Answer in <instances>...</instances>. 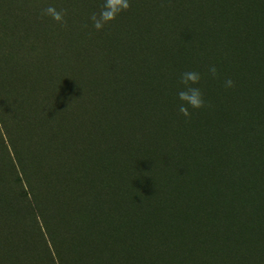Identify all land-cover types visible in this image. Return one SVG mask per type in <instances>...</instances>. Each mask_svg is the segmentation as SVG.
<instances>
[{"label": "rangeland", "instance_id": "374dc122", "mask_svg": "<svg viewBox=\"0 0 264 264\" xmlns=\"http://www.w3.org/2000/svg\"><path fill=\"white\" fill-rule=\"evenodd\" d=\"M65 2L0 0V155L6 138L17 139L24 159H32L27 162L29 171L37 169L50 186L56 174L64 179L69 178L65 171L71 176L82 175L79 190L91 203L81 200L77 207H71L65 229L74 235L70 223L75 210L84 216L83 233L93 235L95 243L100 244L103 226L89 231L88 219L94 216L84 212L104 207L107 191L87 187L99 182L101 168L111 173L115 161L106 147L126 150L124 145L115 144L118 136H133L138 146L145 143L150 147L137 155L138 163L146 168L144 178L152 186V198L146 204H156L161 193L168 199H192L196 187L176 176L177 162L183 157L185 163L200 167L193 140H209L215 135L210 129H202L203 115L233 105L239 119L238 115L247 110L264 106V0H130L129 9L100 32L92 28L90 16L99 15L103 0H85L82 8L79 0ZM55 4L67 15L65 35L53 41L52 21L40 13ZM72 9L76 11L68 13ZM86 26L94 32H85ZM213 65L217 68L215 79L207 74ZM186 70L201 73L199 87L206 102V107L188 119L177 114L175 101L178 75ZM227 78L233 81L230 89L223 87ZM250 139L251 134L246 147ZM171 144L177 146L175 151ZM240 162L248 180L263 176L260 172L264 166L257 168L255 162L249 167L243 156ZM166 167L171 171L167 186L155 177ZM92 193L97 195L94 201ZM139 212L142 210H136L133 219L141 223ZM260 214L256 213L253 228L247 226V231L235 236L236 249L249 248L253 229L264 238ZM19 216L17 221L0 216V228L13 227L14 232L11 241L0 234V264H34L28 261L33 258L35 264H48L44 250L31 242H36L33 233L26 228L27 235L21 232L28 224L27 215ZM201 226L191 212L177 219L174 231H168L176 234L174 238L180 244L188 245L181 244L168 256L158 255L159 241L155 235L144 238L143 228L139 232L137 228L131 233L117 232L120 252H112L107 264H117L123 258L129 264H184L185 259L195 260L201 232L206 240L213 233ZM222 232L217 233L221 246ZM71 236H65L62 250L70 264H80L78 257L85 251L83 247L78 249L82 242L77 246ZM227 253L221 250L217 256H208L205 252L198 264H222L214 259L223 260Z\"/></svg>", "mask_w": 264, "mask_h": 264}, {"label": "trees", "instance_id": "16d2710c", "mask_svg": "<svg viewBox=\"0 0 264 264\" xmlns=\"http://www.w3.org/2000/svg\"><path fill=\"white\" fill-rule=\"evenodd\" d=\"M53 1L60 4L68 0ZM79 2L82 8L85 0H79ZM57 4L54 6L56 7ZM75 8L78 10L79 6ZM75 11L72 9L68 13ZM65 30L64 27L52 22L53 41H56L57 37H63ZM89 31L94 32L86 26L85 32L89 34ZM60 54L64 55L61 49ZM231 95L234 98L237 97L234 94ZM232 109L233 105L230 108L226 105L224 110L218 108L215 112L203 115L202 129H210L215 135L209 140L199 138L193 140L192 147L200 167H195L192 162L185 163L183 157H180L177 162L179 170L176 176L187 180L192 188L196 187V193L192 199H168L164 193H161L156 199V204L153 206L152 202L151 205L146 204L149 197L152 198V186H150V180L144 178L146 168H142L143 166L138 163L137 155L142 153V149H150V147L145 143L138 146L135 137L126 139L119 133L121 136H118L115 144L124 145L126 150L118 152L112 146L106 147V151L115 161L114 165H111V173L108 169L101 168L99 182L95 185L92 182V185L87 187L91 191L97 188L107 191L103 202L104 207H92L84 212L94 216L93 219H88L89 231L99 224L103 226L100 244L95 243L93 235L88 236L87 233H83L84 216L76 213L74 208H72L74 212L70 223L74 235L71 236L72 232H66L65 229L70 208L77 207V202L81 200L82 203L83 200L91 203L90 199L79 190V185L83 182L82 175L71 176V173L65 171L69 178L64 179L56 174L53 177V185L50 186L44 174L42 175L37 169L29 171L27 162L31 163L32 159H24L22 150L16 146L18 140L15 139V142L6 138L2 143V155H0V207L2 208L0 216L17 221L20 219L19 214L25 213L28 224L21 232L24 235H27V230L33 233L36 242L34 239L31 242L44 250L48 264H70L62 250L66 235L71 236V240L77 246L80 241L83 244L78 248L83 247L85 251L78 257L80 264H107L112 252H120L116 245L118 235L115 234L117 232L131 233L133 228H137L138 232L143 228L145 233L143 237L147 240L151 235H155L160 243L156 252L158 255L167 254L168 256V253H173L177 249L176 247L188 245V243H181V245L177 237L174 238L176 234L174 233L175 236H173L168 230L174 231L177 219L189 212L197 223L202 225V229L212 230L213 233L207 235L209 240H206L201 232L199 245L194 252L195 260L185 259L184 264H198L199 257L203 253L206 252L208 256H217L221 250L228 252L226 258L214 260H221L222 264H264V238H261L262 234L259 230H252L249 237L250 246L246 250L236 249L237 239H235V236L238 237L247 231V226L253 228L256 225L258 211L264 220V169L260 172L263 173L262 177L255 181L248 180V175L245 174L246 168L240 162L243 156L247 159L249 167L255 165V162L257 168L264 166V106L259 105L253 110H247L242 116L238 115L239 119H237L236 111ZM229 114L234 115L233 119L228 118ZM147 132L145 137L148 136ZM249 134L252 135L251 144L246 147L245 141ZM174 135L176 138V131ZM181 136L185 137L186 133L182 131ZM226 140H229V143H226ZM176 149L177 146L173 147L171 144V150ZM242 151H245V155H242ZM37 167H40V164ZM170 172L166 167L155 177L167 186L171 181ZM155 186L158 187L159 183H155ZM90 198L94 201L97 198L96 193H92ZM258 200L261 204L255 205ZM144 207H149V210L142 209ZM138 209L143 213L139 212V217L143 218L140 220L141 223L133 219ZM198 213H202L203 217H199ZM219 231L224 232V234L221 233L223 246L218 243ZM0 234L7 241H11L14 235L13 227L0 228ZM26 240L28 242V237ZM178 256L181 257V254ZM28 261L34 264L37 262L35 258ZM117 264H129V261L126 262V258H123Z\"/></svg>", "mask_w": 264, "mask_h": 264}, {"label": "clouds", "instance_id": "9594fccd", "mask_svg": "<svg viewBox=\"0 0 264 264\" xmlns=\"http://www.w3.org/2000/svg\"><path fill=\"white\" fill-rule=\"evenodd\" d=\"M130 0H103L99 15L93 13L90 16L92 28L97 32L102 31L108 24L115 21L123 12L129 9ZM41 16L49 18L53 23L60 27L66 26L65 10H58L55 6L49 5L41 10ZM207 74L212 79L217 77V68L209 66ZM201 73L195 70L181 72L177 78V89L175 92L176 112L185 119L190 118L191 114L206 107L204 94L199 87ZM233 81L227 78L223 81V87L232 88Z\"/></svg>", "mask_w": 264, "mask_h": 264}]
</instances>
